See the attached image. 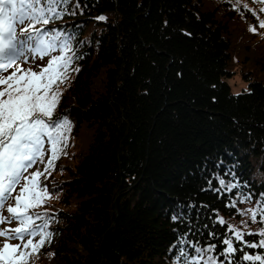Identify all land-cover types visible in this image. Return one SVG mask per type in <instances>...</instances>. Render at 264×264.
Here are the masks:
<instances>
[{
    "label": "trees",
    "instance_id": "obj_1",
    "mask_svg": "<svg viewBox=\"0 0 264 264\" xmlns=\"http://www.w3.org/2000/svg\"><path fill=\"white\" fill-rule=\"evenodd\" d=\"M78 3L45 26L74 33L82 58L60 86L56 114L72 126L66 155L40 177L54 235L34 264H175L178 237L218 255L228 226L241 229L237 209L264 199V3ZM237 67L248 84L239 94ZM217 177L239 187L215 192Z\"/></svg>",
    "mask_w": 264,
    "mask_h": 264
},
{
    "label": "snow or ice",
    "instance_id": "obj_2",
    "mask_svg": "<svg viewBox=\"0 0 264 264\" xmlns=\"http://www.w3.org/2000/svg\"><path fill=\"white\" fill-rule=\"evenodd\" d=\"M70 5L73 0H0V264H34L39 250L54 235L48 230L52 218L36 210L52 196L40 177L46 180L55 170V162L66 155L67 134L72 125L66 116L57 115L56 109L62 96L60 86L67 82L71 72L79 71L73 65L82 57L73 44L74 33L45 26L75 15L80 7L78 0L73 7ZM260 11L264 12V8ZM98 19L104 21L106 17ZM259 27L264 28V21H260ZM45 57L48 61L39 66V71L22 67ZM10 69L15 70L9 72ZM39 164L45 165L43 170L36 167ZM34 167L36 171L29 173ZM217 180L219 187L212 190L218 193H230L239 187L231 181L226 184L220 177ZM18 186L20 191L13 196ZM9 200H14L13 206H8ZM250 201L251 195H244L240 202ZM228 206L236 207V201L231 200ZM247 211L251 212L253 223L259 215L264 224V199L254 210ZM237 212L241 216L246 214L240 209ZM172 219L182 216L174 215ZM216 222L225 224L223 218ZM11 224L18 226L4 227ZM245 235H257L260 239L247 241ZM210 236L215 237L216 233ZM14 240L19 243H10ZM220 243L224 245L222 251L213 256L210 253L215 252L216 244L201 247L186 237H178L175 264H264V251L246 250L264 249V229L244 233L229 225Z\"/></svg>",
    "mask_w": 264,
    "mask_h": 264
},
{
    "label": "rangeland",
    "instance_id": "obj_3",
    "mask_svg": "<svg viewBox=\"0 0 264 264\" xmlns=\"http://www.w3.org/2000/svg\"><path fill=\"white\" fill-rule=\"evenodd\" d=\"M57 54L58 53H53V55H57ZM47 61H48V57H45L43 60L37 59L34 63L24 64V66H25V68L33 67V70L39 71L40 70L39 66H42V65L46 64ZM11 71H12V69L9 70V72H11ZM234 71H235L234 77L231 80H229V84L231 86V89H232L233 93L239 94V93H242L243 91L248 90V84L244 82L243 77L241 75V68L237 67L236 70H234ZM5 74H8V73H5ZM67 135H69V134H67ZM68 141H69V136H68L67 142ZM46 148H47V145H46ZM66 151H67V149H66ZM40 166H42V164H39L36 167L40 168ZM36 167H34L32 169H29V173L36 171ZM19 191H20V186L17 187L16 191L13 192L12 195L15 196ZM52 200H53V198H52ZM14 203H15L14 200H9L8 201V206H13ZM256 207L257 206L254 205V204L252 206H246V208L244 210L248 214H245L244 216H242L241 221L243 223H235V222H232V223L235 226L241 227V229H246L248 227L251 228V229L260 228L261 226H256L254 223H252L251 212L247 211L249 209H253L254 210ZM36 210L41 212V213H47V211L53 212L50 208L46 207V205H43L42 207H40V208H38ZM4 215H6V216L8 215L6 210L4 212ZM38 222H40V221H38ZM17 226L18 225H16V224L4 225V227H17ZM262 229H264V227L261 228L258 232H255V233H259ZM241 231H243V230H241ZM249 232H251V230H249ZM258 238H259V236H258ZM0 241H3V238H0ZM10 243L17 244V243H19V241H15L14 240V241H10Z\"/></svg>",
    "mask_w": 264,
    "mask_h": 264
}]
</instances>
